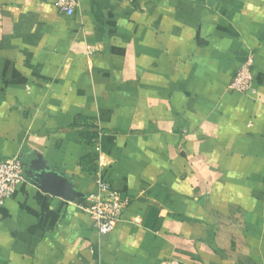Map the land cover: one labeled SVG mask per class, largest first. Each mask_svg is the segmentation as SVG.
I'll list each match as a JSON object with an SVG mask.
<instances>
[{
  "label": "crops",
  "instance_id": "0c3cea01",
  "mask_svg": "<svg viewBox=\"0 0 264 264\" xmlns=\"http://www.w3.org/2000/svg\"><path fill=\"white\" fill-rule=\"evenodd\" d=\"M55 3L0 0V264H264V0ZM98 183L128 200L103 237Z\"/></svg>",
  "mask_w": 264,
  "mask_h": 264
},
{
  "label": "built area",
  "instance_id": "2783aa9c",
  "mask_svg": "<svg viewBox=\"0 0 264 264\" xmlns=\"http://www.w3.org/2000/svg\"><path fill=\"white\" fill-rule=\"evenodd\" d=\"M56 9L66 17H71L78 6V0H56ZM252 59L248 58L236 71L229 90L235 93L247 94L252 88L250 66ZM100 134L91 138L96 142ZM22 160L14 156L9 159H0V206L9 200L17 185L24 180ZM99 193L89 200L87 206L82 207L93 222L99 237L109 234L116 223L123 216L128 200L110 190L105 184L98 183Z\"/></svg>",
  "mask_w": 264,
  "mask_h": 264
},
{
  "label": "water",
  "instance_id": "95a60500",
  "mask_svg": "<svg viewBox=\"0 0 264 264\" xmlns=\"http://www.w3.org/2000/svg\"><path fill=\"white\" fill-rule=\"evenodd\" d=\"M48 180L44 182L42 186L37 185V187L46 193L62 197L63 199L71 200L74 198L75 194L69 188V185L60 177H55L53 175L46 176Z\"/></svg>",
  "mask_w": 264,
  "mask_h": 264
}]
</instances>
